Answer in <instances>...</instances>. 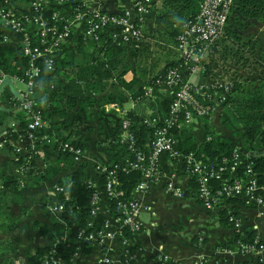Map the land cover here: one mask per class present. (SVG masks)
<instances>
[{"label":"trees","instance_id":"1","mask_svg":"<svg viewBox=\"0 0 264 264\" xmlns=\"http://www.w3.org/2000/svg\"><path fill=\"white\" fill-rule=\"evenodd\" d=\"M79 1L70 0L62 8L71 11V9L79 4ZM199 1L171 0L169 2L181 8L182 13H178L179 29L195 21L199 13ZM62 8L57 6L47 7V17H50L53 13L60 12ZM253 22L264 23V0H234L231 4L223 32L207 56L201 61V66L197 74L203 79L212 82L211 86L205 90L212 98L220 95L221 90L219 86L224 88L227 86L226 84L231 85L230 90L225 95V108L223 116L221 117L222 123L230 130H234V128L238 130L235 132V139L238 140V144L242 149L240 155L246 162L252 164V171L257 177L258 184L264 187V127H261L264 124V73L261 78L253 80L255 83L251 87L243 83L240 84L238 81V79H247L245 75L232 78L229 73L231 70L239 69L244 72L243 74L252 76L251 78L258 77L261 74V70L264 67V46L260 48V43L257 39L252 36H245V33L253 25ZM115 33H118V30L115 29L105 32L100 36L97 43L85 41L81 33L74 34L72 36L74 38L73 40L79 42V46L73 45L65 55L71 41H73L70 39L62 46L60 56L55 64V69L49 72L42 67V75L36 81L33 101L36 104L35 110L41 112L44 121H47L46 119L49 118V115H46L48 109H46V102H43L42 98L49 94L50 85L53 87L51 105L57 111H59V107H62L61 101L66 94L65 91L70 89L73 93V95H70L72 99L70 100V96H68L69 99L65 104L69 106V110H66L67 114L77 107V112H75L73 120L70 121L77 127V121L81 118L79 111L82 108L85 109V106L91 110L90 115L87 117L90 120L98 108L102 109L104 105L111 103L120 104L121 99L125 98L124 95L130 96L129 98H125L126 101L130 98L133 100H141L145 97V85L157 89L156 81L158 78L168 70L181 65V59L178 58L173 64L167 65L161 75H148L146 68L141 67L137 69L133 64L127 63L128 57L139 56V59H141L143 51L142 44L137 49H134L130 47V42H124L121 39L113 40L112 35ZM2 34L0 30V73L3 72L10 77L20 76L23 70V62H25H20L19 57L23 47L22 38L15 36L18 44L14 47L2 43ZM222 62H226L227 65H223ZM129 71L136 72L137 77L132 82L127 83L123 78ZM238 73L240 75V72ZM60 76L63 77L60 78ZM65 81L68 83L65 84ZM108 88L111 91L106 94ZM8 89V87H5L0 94V101L2 102V107L5 109L4 112L0 111V130L9 118V123L5 124L6 126L2 128V131L7 133L10 139L6 141L4 148H14L11 144L13 145V142L26 134L27 121L25 114L16 109L21 104L20 99H14V96ZM155 103L158 114L156 116L153 115L150 121L142 118L133 110L129 111L125 116L129 122L128 132L133 138V145L137 152L148 153V148L154 140L155 133L163 124L166 113L168 112L170 101H158ZM152 119L156 121V124L151 123ZM121 120L119 118H112L113 131L108 134L107 139H109L108 143L111 146L112 152H115L116 155L112 161L101 164L105 165L106 170H110L113 164L118 163L119 159L133 158V156L128 155L127 147L122 148L119 145ZM201 121L203 122L205 130L210 131L208 125L209 117L202 118ZM9 124H15L16 130L11 131L8 127ZM171 133L176 141L178 151L183 156L193 154L196 160L206 164L220 163L223 160H226L230 164L232 153L238 148L229 139H210V141L198 147L190 127H178L173 129ZM35 136L38 138L47 136L50 141L47 143L42 139H38L35 146L38 149H43L46 153V157L50 162L48 163V170L50 169L51 172L46 171V173L31 179L32 169L29 173L24 174L23 179L25 184L21 189H24L30 180L46 182L54 177L59 172L57 167L59 165H63L66 169L73 170V172L70 175L71 202H65V211L56 217L50 214L47 203L42 207L44 209V215L51 220V240L54 243L59 242L58 245L55 248L44 247L38 249L35 255L28 256V261L29 264H43L44 257L48 256L51 251L56 252V255L53 257L57 256L69 261L77 252V234L79 230L86 228L91 220V201L94 193H96V189L90 185L86 164L83 161H75L71 155L59 152L60 146L69 144L79 148L84 154L85 149L81 142L70 140V137L61 138V135L55 134V132H52V129L47 131V127L39 130L35 133ZM22 164L23 158H20L18 165L20 166ZM175 166H178L180 173L188 178V191L201 205L197 196L196 177L186 172L183 163L170 159L166 154L162 156L160 162L162 174L174 173ZM97 173L100 183L99 190L101 191L105 178L98 171ZM20 177V174L13 176V178H9L10 180L4 182V184L7 186L14 184V186L20 189L18 181ZM116 177L118 182V186L116 187L124 192L125 200H131L133 190L141 180V173L120 172ZM235 179H245L243 169H239L235 176L225 173L223 175V181L211 180L212 195L218 198L215 194L221 189L223 182L233 181ZM62 185L63 183H60L58 186ZM59 199H62V195H59ZM107 199L104 196V200L107 201ZM219 200H222L226 206L231 205L230 207L232 209L239 206L247 209L255 208V205L246 204L242 198H225L222 196ZM108 204L111 208L114 207L112 200H108ZM218 206L220 207L221 204L217 205L216 208ZM230 215L240 218L238 213L234 211L230 213V211L224 210L219 213L221 223L233 229V225L228 221ZM105 219V217L99 216L100 223L104 222ZM66 234L69 235V239L66 243H62L61 239ZM256 237L251 232H244L243 234L242 231H235L232 244L245 243L253 245L256 240L261 244ZM90 250V248L85 247L83 251L87 252Z\"/></svg>","mask_w":264,"mask_h":264},{"label":"built area","instance_id":"2","mask_svg":"<svg viewBox=\"0 0 264 264\" xmlns=\"http://www.w3.org/2000/svg\"><path fill=\"white\" fill-rule=\"evenodd\" d=\"M96 1L80 0L79 4L70 11L62 8L70 0H0L2 43L15 47L18 44L15 36L22 38L23 47L19 57L20 62L25 61L20 76L10 77L3 72L0 73V84L9 79L13 87L14 83L25 86L21 91L14 88L21 101L16 109L25 114L27 121L26 134L18 139L26 146L24 148L14 146L15 154L23 158V164L16 170V173L21 176L18 180L21 188L25 184L24 174L33 169L34 156L41 153L35 146L36 141L42 139L47 143L50 142L47 136L39 138L35 136V133L46 127V122L41 112L35 110L36 104L33 101L36 81L42 75V67L52 72L62 46L70 39L73 40L72 36L77 33H81L85 41L97 43L105 32L116 29L118 33L112 35L113 40L121 39L124 42H130V47L134 49L141 45L140 24L142 17L147 14L150 6L149 0H143L135 6L134 16L129 11L117 14L107 13L100 8ZM233 1L201 0L195 21L179 30L176 37V51L181 59V65L168 70L156 81L157 86L168 90L170 104L163 124L156 131L154 140L148 148V153L135 150L133 138L128 132L129 122L125 118L126 112L116 105L113 107L114 111L122 113L119 145L122 148L127 147L128 155L133 158L119 159L118 163L113 164L110 170H106L105 165L96 167V171L102 174L105 180L101 191L100 187L96 189L90 183L96 189L91 201V220L87 227L80 229L77 234V252L71 260L66 261L57 256L53 257L56 252L51 251L48 255L50 257H44L43 264H77L84 248L96 245L100 246L103 251L97 264H115V261L109 256V248L106 246V241L113 239L109 231L111 224L107 219H112V223L120 225L122 233L127 236H134L142 231L143 225L139 216L144 211L149 212L150 209L142 205L136 197H144L164 177L160 170V162L165 154L170 159L183 163L186 172L196 177L197 196L205 209L213 210L219 204H221L220 207L224 206V202L219 200L222 196L242 198L248 205L264 208V187L258 184L257 177L252 171V164L246 162L240 155L239 149L236 148L233 151L230 164L226 160L220 163L206 164L196 160L193 154L183 156L178 151L176 141L171 133L175 128H191L196 121L210 117L215 103L225 101V95L231 85L226 84L227 86L224 88L219 86L220 95L212 98L205 92L207 88L193 86L188 82V78L198 73L201 61L221 36ZM49 6H57L62 10L47 17L46 10ZM150 90L152 89L149 88L145 96H151ZM15 98L17 97L14 96ZM130 101L137 103L140 100L130 99ZM153 123L156 124V121L153 120ZM10 127L11 131L16 130L15 124H11ZM3 136L6 138L0 140V149L9 140L7 133ZM7 138L8 140H6ZM59 152L71 155L77 162L83 159L80 149L69 144L60 146ZM23 153L24 155H22ZM239 169H243L245 179L224 181L221 189L215 194L218 198H215L211 193L210 181H223L225 173L235 176ZM120 172H139L142 175L139 184L133 190L131 200H125L124 192L116 187L118 186L116 176ZM70 188L63 185L54 187L51 194L54 200L48 207L52 215L58 217V214L65 211V202H71ZM166 191L174 198L183 197L185 194L184 190L172 183L166 184ZM59 195H62V199H59ZM104 196L106 199L108 198L107 201L104 200ZM101 199L105 203L107 214L102 223L99 222L102 209ZM108 200H112L114 207L111 208ZM228 221L236 232L240 230L242 221L239 217L230 215ZM120 236L125 247L121 251V261L118 264H133L136 253L133 251V247L126 246L129 243L123 235ZM68 239L69 235L66 234L61 241L66 243ZM58 243H54L51 247L55 248ZM236 248L240 250V253L258 256V264H264V246L257 240L253 245L238 243ZM159 263L169 264V260L166 257H160Z\"/></svg>","mask_w":264,"mask_h":264},{"label":"crops","instance_id":"3","mask_svg":"<svg viewBox=\"0 0 264 264\" xmlns=\"http://www.w3.org/2000/svg\"><path fill=\"white\" fill-rule=\"evenodd\" d=\"M141 1L143 0H97L96 2L102 10L108 13L117 14L129 11L134 16L135 6ZM149 1L150 6L147 14L142 17L140 24L142 57L141 59H139V56L128 57L127 63L133 64L137 69L146 68L148 75L159 76L167 65L173 64L179 58L175 42L177 33L180 30L178 13L182 12L178 5L169 3L171 0ZM78 32L80 31L78 30ZM245 36L254 37L259 41L260 48H263L264 23L253 22ZM73 45L79 46V42L71 41L65 55ZM222 63L227 65L226 62ZM262 70L260 76L253 78L249 74H243L244 72L239 69L231 70L229 73L232 78L245 75L247 79H238V81L240 84L243 83L251 87L255 83L253 80L259 79L263 75L264 67ZM238 72H240V75ZM62 77L60 76V78ZM136 77V72L129 71L123 79L125 82L130 83ZM194 77H199L200 82L194 83ZM188 80L190 84L197 87L208 88L212 84L210 80L203 79L198 74L189 76ZM67 83L65 81V84ZM157 87V89H153L152 86L145 85L144 91L147 93L149 88L152 89L150 94L154 102L169 101L170 94L168 90L162 86ZM49 90V94L42 98V101L46 102V109H48L46 115H49V118L45 121L47 131L52 129V132L61 135V138L70 137V140L83 144L85 150L82 161L87 166L90 183L96 189H99V175L96 166L112 161L116 155L115 152H112L107 137L113 131L112 118L122 119V113L114 111L115 108L113 107L116 105L127 114L136 103H132L131 98L126 101L125 98L130 96L124 95L125 98L121 99L120 104L111 103L104 105L102 109L98 108L90 120L87 117L90 115L91 110L85 106V109L82 108L79 111L81 118L77 121L76 127L70 121L73 120L77 107L67 114L69 106L65 104L69 99L68 96L73 95L71 90L65 91L66 94L61 101L62 107H59V111L51 105L52 85L49 86ZM109 91L111 90L108 88L106 94ZM71 99L72 96H70ZM224 102L215 103L208 122L210 131L205 130L201 120L196 121L190 129L198 147H201L210 139H229L242 152L238 140L235 139V132L238 130L235 128L230 130L222 123ZM1 103L0 101L2 106ZM126 103L132 104L129 111L124 109ZM145 114L148 117L146 120L150 121L153 115L158 114L157 106L156 108L149 107L145 110ZM6 121L4 123L8 124L9 118ZM5 124L2 125V128L6 126ZM10 125H8L9 128H11ZM261 127L263 128L264 124ZM2 128L0 130V140L6 138V136H3L5 132L2 131ZM11 146L24 148L26 144L17 140ZM39 150L41 153L34 156L32 163L31 179L46 173V171L51 172L50 169L48 170V163L50 162L46 157V153L43 149ZM21 157L15 154L14 148L3 147L0 149V264H29V255L33 256L38 249L53 245L54 242L51 240L50 235L52 230L51 220L44 215L42 207L46 203L47 206L50 205L54 200L51 194L55 186L63 183L64 186L71 187L70 175L73 170L66 169L63 165L57 166L59 172L46 182L30 180L24 189H21V187L18 189L14 184L11 186L5 185L4 182L10 180L9 178L18 176L16 170L19 169L18 161ZM174 170L175 172L172 174H164L160 182L152 187L144 197H136L142 205L150 209L149 212L144 211L139 216L143 225L140 233L127 236L122 233L120 225L112 223V219H107L111 224L109 231L113 239L111 241L107 240L106 246L109 248L108 254L115 261V264L121 261L120 254L123 247H125L122 244L123 239L120 235H123L128 241L129 244H126V246L133 247V251L136 253L133 264H160V257L168 258L169 264H258V256L240 253V250L236 248L237 245L232 244L235 230L221 223L219 213L224 210L230 211V213L233 211L238 213L242 221V226L238 232L242 231L243 234L244 232L254 233L264 246V208L247 209L239 206L240 208L232 209L231 205H224L213 210H207L190 195L188 178L180 173L178 166H175ZM168 183L177 185L184 190L186 192L184 196L180 198L172 197L166 191V184ZM101 205L100 215L106 218V206L102 199ZM142 215L146 217L142 218ZM90 249V251L81 253L77 264H97L103 252L102 248L96 245L90 247Z\"/></svg>","mask_w":264,"mask_h":264},{"label":"water","instance_id":"4","mask_svg":"<svg viewBox=\"0 0 264 264\" xmlns=\"http://www.w3.org/2000/svg\"><path fill=\"white\" fill-rule=\"evenodd\" d=\"M8 87L10 92L12 93L13 96L18 97L17 93L14 90L13 84L9 79L4 80L0 84V94L3 92L4 88ZM149 107L156 108V103L152 100L151 96H145L142 100L138 101L132 108V110L136 113H138L139 116H141L144 119H147V115L145 114V110L148 109ZM0 111L4 112L5 109L0 106Z\"/></svg>","mask_w":264,"mask_h":264},{"label":"rangeland","instance_id":"5","mask_svg":"<svg viewBox=\"0 0 264 264\" xmlns=\"http://www.w3.org/2000/svg\"><path fill=\"white\" fill-rule=\"evenodd\" d=\"M193 82L194 83H199L200 82V79H199V77H194L193 78ZM14 88L16 89V90H19V91H21V90H24V88H25V86L24 85H22V84H20V83H14ZM9 90V89H8ZM132 108V104H130V103H126V104H124V109L125 110H130ZM196 123V122H195ZM142 218H145L146 216L145 215H142L141 216Z\"/></svg>","mask_w":264,"mask_h":264}]
</instances>
